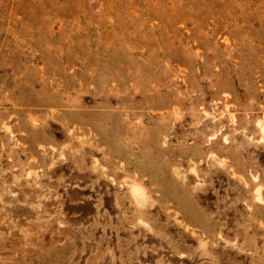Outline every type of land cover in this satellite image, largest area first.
<instances>
[{
    "label": "rangeland",
    "instance_id": "rangeland-1",
    "mask_svg": "<svg viewBox=\"0 0 264 264\" xmlns=\"http://www.w3.org/2000/svg\"><path fill=\"white\" fill-rule=\"evenodd\" d=\"M0 264H264V0H0Z\"/></svg>",
    "mask_w": 264,
    "mask_h": 264
},
{
    "label": "bare ground",
    "instance_id": "bare-ground-1",
    "mask_svg": "<svg viewBox=\"0 0 264 264\" xmlns=\"http://www.w3.org/2000/svg\"><path fill=\"white\" fill-rule=\"evenodd\" d=\"M262 127H260V129H261ZM261 131H263V129H261ZM143 187L141 188V186H140V184H138V183H136V182H133L132 184H131V191H132V194H133V197H135L137 200L136 201H140V202H142L141 201V199L144 201V199L146 200V198H145V195H143L144 193H143ZM145 190V189H144ZM258 190H256V193H257V196H258V192H257ZM259 195H260V193H259ZM141 197H144V199L143 198H141ZM258 198H259V196H258ZM138 203V202H137ZM144 203V202H143Z\"/></svg>",
    "mask_w": 264,
    "mask_h": 264
}]
</instances>
